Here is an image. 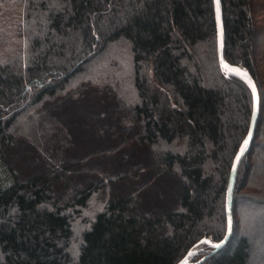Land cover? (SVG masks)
Segmentation results:
<instances>
[{
	"label": "trees",
	"instance_id": "trees-1",
	"mask_svg": "<svg viewBox=\"0 0 264 264\" xmlns=\"http://www.w3.org/2000/svg\"><path fill=\"white\" fill-rule=\"evenodd\" d=\"M221 2L224 58L260 91L227 243L197 246L226 235L253 96L220 65L214 0H24L27 47L0 56V264H177L191 249L193 264L264 260V31L253 0ZM114 43L136 97L81 79Z\"/></svg>",
	"mask_w": 264,
	"mask_h": 264
},
{
	"label": "rangeland",
	"instance_id": "rangeland-1",
	"mask_svg": "<svg viewBox=\"0 0 264 264\" xmlns=\"http://www.w3.org/2000/svg\"><path fill=\"white\" fill-rule=\"evenodd\" d=\"M23 1L24 0H0V56L2 53H6V50L15 55V51H18L19 44L23 45V52L25 50L27 38L26 31H24V18H23ZM256 5L253 9L255 20L262 25L264 31V0H253ZM21 21V22H20ZM264 37V33L262 34ZM28 49V48H27ZM260 58L256 62L257 73L259 74V82L264 88V38L263 42L259 45ZM82 80L90 79L95 85L105 86L112 84L114 81L118 84L119 90L124 95L137 96L134 87L133 79V66L131 62V55L129 54V48L122 43H114L112 46L102 55L100 58L94 61L87 71L81 75ZM110 81H108V80ZM97 87V86H96ZM262 165L255 174V178H259L262 174ZM98 199L95 197L89 204V211L84 210V215H90L94 206H97ZM244 203H241L242 213L247 216H253L251 210ZM213 227V226H212ZM250 232H254V227L248 228ZM213 232V229H211ZM210 232V233H211ZM203 244L199 245L202 247ZM199 247L198 249H200ZM259 262V263H258ZM250 264H264L257 261L255 255H252Z\"/></svg>",
	"mask_w": 264,
	"mask_h": 264
},
{
	"label": "water",
	"instance_id": "water-1",
	"mask_svg": "<svg viewBox=\"0 0 264 264\" xmlns=\"http://www.w3.org/2000/svg\"><path fill=\"white\" fill-rule=\"evenodd\" d=\"M214 3H215L217 31H218L217 32V35H218V55H219L220 65L222 67L221 61L223 60L226 64H228L231 67L239 68L242 71L247 72L248 77L250 78V80L252 82V85L255 86V92L253 91V87L247 82V80H245L243 78L247 82V84L249 85L251 92H252V96H253V112H252V117H251V123H250L248 135L245 139L248 141V144H247V147L245 148V150L243 151V153H241V148L244 146V142H245V140H244L241 147L237 151L235 158H234V161H233V164H232L230 176H229V182H228L227 194H226V215H227L228 227H227V232H226L225 237L220 242H214L213 240H211L209 238H203L197 243V246L204 244V243L212 246L213 251H211L210 255L214 254L216 251L220 250L227 243L229 238L231 237V234L233 231V195H234V189H235V184H236V180H237L238 169H239L240 163L242 161V158L244 157V155L248 151V149L251 145V142L253 140V136H254V132H255L258 116H259V111H260V91H259L258 85H257L253 75L251 74V72L248 71L242 65L229 64L224 58V20H223L222 2H221V0H214ZM218 10H219V14H218ZM222 69L224 70L223 67H222ZM232 75H235V74H232ZM236 76H238V75H236ZM238 156H239V160H237ZM217 245H219V246L217 247ZM194 253H195V251L193 249H191L177 264H184V262H186V264H193V262H191V258H192ZM204 258H202V259H204Z\"/></svg>",
	"mask_w": 264,
	"mask_h": 264
},
{
	"label": "snow or ice",
	"instance_id": "snow-or-ice-1",
	"mask_svg": "<svg viewBox=\"0 0 264 264\" xmlns=\"http://www.w3.org/2000/svg\"><path fill=\"white\" fill-rule=\"evenodd\" d=\"M218 14H219V10H218ZM222 67L224 68L226 74H235L238 75L242 78H244L245 80H247V82L253 87V91L255 92V86L252 85V82L250 80V78L248 77L247 72L242 71L239 68H234L229 66L228 64H226L223 60L221 61ZM248 141L245 140L244 142V146L241 148V153H243V151L245 150V148L247 147ZM237 160H239V156L237 157ZM235 170V169H234ZM219 245H217L218 247ZM184 264H186V262H184Z\"/></svg>",
	"mask_w": 264,
	"mask_h": 264
},
{
	"label": "bare ground",
	"instance_id": "bare-ground-1",
	"mask_svg": "<svg viewBox=\"0 0 264 264\" xmlns=\"http://www.w3.org/2000/svg\"><path fill=\"white\" fill-rule=\"evenodd\" d=\"M199 246V245H198Z\"/></svg>",
	"mask_w": 264,
	"mask_h": 264
}]
</instances>
